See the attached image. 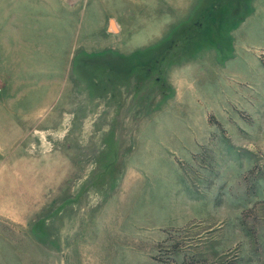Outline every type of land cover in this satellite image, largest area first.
Wrapping results in <instances>:
<instances>
[{
	"label": "rangeland",
	"instance_id": "374dc122",
	"mask_svg": "<svg viewBox=\"0 0 264 264\" xmlns=\"http://www.w3.org/2000/svg\"><path fill=\"white\" fill-rule=\"evenodd\" d=\"M0 264H264V0H0Z\"/></svg>",
	"mask_w": 264,
	"mask_h": 264
},
{
	"label": "crops",
	"instance_id": "0c3cea01",
	"mask_svg": "<svg viewBox=\"0 0 264 264\" xmlns=\"http://www.w3.org/2000/svg\"><path fill=\"white\" fill-rule=\"evenodd\" d=\"M160 36V35H159ZM159 36L157 35L156 33V37H157V40L156 41H159ZM148 39V38H147ZM162 39V38H161ZM127 45L129 46V49L131 48L130 44H127V42L124 41L123 39V36H122V39L121 41L119 42V45H115V48H119L120 51H118L121 55L123 56H128L130 51L127 47Z\"/></svg>",
	"mask_w": 264,
	"mask_h": 264
},
{
	"label": "bare ground",
	"instance_id": "6f19581e",
	"mask_svg": "<svg viewBox=\"0 0 264 264\" xmlns=\"http://www.w3.org/2000/svg\"><path fill=\"white\" fill-rule=\"evenodd\" d=\"M114 28V26H112Z\"/></svg>",
	"mask_w": 264,
	"mask_h": 264
}]
</instances>
